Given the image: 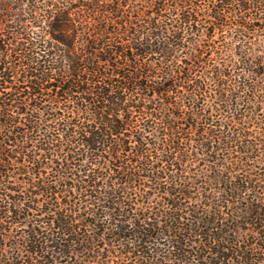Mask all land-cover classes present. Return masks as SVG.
Instances as JSON below:
<instances>
[{
  "label": "trees",
  "instance_id": "trees-1",
  "mask_svg": "<svg viewBox=\"0 0 264 264\" xmlns=\"http://www.w3.org/2000/svg\"><path fill=\"white\" fill-rule=\"evenodd\" d=\"M0 264H264V0H0Z\"/></svg>",
  "mask_w": 264,
  "mask_h": 264
}]
</instances>
